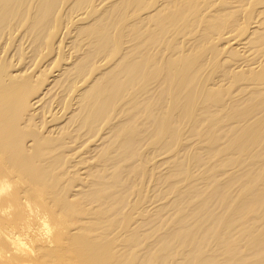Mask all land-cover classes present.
<instances>
[{
    "label": "bare ground",
    "instance_id": "6f19581e",
    "mask_svg": "<svg viewBox=\"0 0 264 264\" xmlns=\"http://www.w3.org/2000/svg\"><path fill=\"white\" fill-rule=\"evenodd\" d=\"M0 264H264V0H0Z\"/></svg>",
    "mask_w": 264,
    "mask_h": 264
}]
</instances>
